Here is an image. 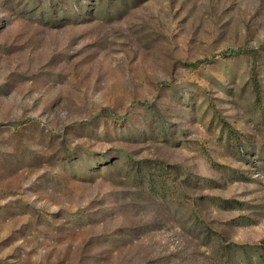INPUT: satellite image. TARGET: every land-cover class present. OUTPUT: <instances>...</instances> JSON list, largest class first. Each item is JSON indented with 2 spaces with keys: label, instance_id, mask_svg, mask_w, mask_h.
Returning a JSON list of instances; mask_svg holds the SVG:
<instances>
[{
  "label": "rangeland",
  "instance_id": "obj_1",
  "mask_svg": "<svg viewBox=\"0 0 264 264\" xmlns=\"http://www.w3.org/2000/svg\"><path fill=\"white\" fill-rule=\"evenodd\" d=\"M0 264H264V0H0Z\"/></svg>",
  "mask_w": 264,
  "mask_h": 264
},
{
  "label": "trees",
  "instance_id": "obj_2",
  "mask_svg": "<svg viewBox=\"0 0 264 264\" xmlns=\"http://www.w3.org/2000/svg\"><path fill=\"white\" fill-rule=\"evenodd\" d=\"M256 73H254V75L252 76L253 77V83H254V86H255V90L256 92L258 93V95H260V91H261V87H260V82H259V79L258 77L255 75Z\"/></svg>",
  "mask_w": 264,
  "mask_h": 264
}]
</instances>
